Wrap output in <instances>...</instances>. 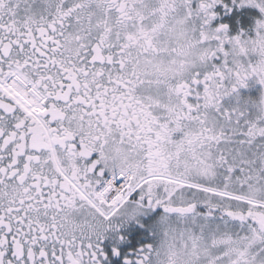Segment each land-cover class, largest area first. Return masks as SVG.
Here are the masks:
<instances>
[{"label": "snow or ice", "instance_id": "1", "mask_svg": "<svg viewBox=\"0 0 264 264\" xmlns=\"http://www.w3.org/2000/svg\"><path fill=\"white\" fill-rule=\"evenodd\" d=\"M0 264H264V0H0Z\"/></svg>", "mask_w": 264, "mask_h": 264}]
</instances>
